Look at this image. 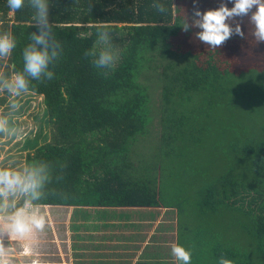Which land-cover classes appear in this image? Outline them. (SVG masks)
<instances>
[{
	"label": "trees",
	"instance_id": "16d2710c",
	"mask_svg": "<svg viewBox=\"0 0 264 264\" xmlns=\"http://www.w3.org/2000/svg\"><path fill=\"white\" fill-rule=\"evenodd\" d=\"M163 2L165 13L155 10L153 0H50L49 21L63 51L51 66L53 78L32 80L28 92L43 96L52 131L44 144L38 145L37 138L33 141L34 152L26 155L25 162L44 159L63 164L62 178L48 186L41 206L176 208L178 217L182 207L189 206L190 224L194 222L191 227L199 238L188 239V249L210 247L216 263L223 256L233 264H247L243 251L224 246V237L201 220L233 215L240 223L237 232L264 251V86L257 88L258 96L247 88H232L239 86L235 74L243 49L232 37L216 48L174 49L193 4ZM32 14L27 3L11 12L6 0H0V32H10L17 41L3 73L11 64L16 70L22 67V49L35 30ZM99 30L109 33L117 53L111 69H98L93 57L85 55L86 50L100 49ZM156 52L164 63L158 77L156 166L161 171L160 165L170 160L175 167H191L192 179L168 187L173 199L194 189L197 197L188 204H166L160 176L149 179L146 170L132 162V156L140 157L134 150L150 135L152 94L140 78ZM209 136L214 138L206 140ZM209 147L214 151L208 154L204 149ZM201 163L204 169L197 172L194 168ZM185 174L184 170L182 181ZM180 227L177 218L176 243L183 245ZM191 264L203 262L197 257Z\"/></svg>",
	"mask_w": 264,
	"mask_h": 264
},
{
	"label": "clouds",
	"instance_id": "9594fccd",
	"mask_svg": "<svg viewBox=\"0 0 264 264\" xmlns=\"http://www.w3.org/2000/svg\"><path fill=\"white\" fill-rule=\"evenodd\" d=\"M33 10L32 22L35 30L28 34V43L23 47L22 67L8 65L7 73L0 74V94L6 96V111L0 114V139L5 141L22 140L26 133L12 120V115L20 108L18 98L30 90L32 80H51L54 72L51 66L61 56L62 43L53 33L49 21L50 0H6L11 12L25 4ZM198 0H192L191 22L181 23L184 31L197 28L196 37L212 48L221 45L233 34L243 36L240 23L234 18L247 16L252 25L251 35L256 41L264 42V0H230L229 7L221 0L218 7L201 11L195 7ZM153 7L159 13L167 12L163 0H153ZM232 21V23H230ZM97 39L101 45L98 51H85L93 57L98 69H111L115 66L117 53L111 44L109 33L99 30ZM17 46L16 38L10 32H0V59L11 56ZM63 164L50 160L17 162V157L8 154L0 165V264H13L16 255L14 244L22 242V255L38 257L36 236L45 229L48 219L41 208V200L48 186L62 178ZM177 264H191V250L174 243L170 249ZM31 264H40L34 258ZM217 264H233L223 256Z\"/></svg>",
	"mask_w": 264,
	"mask_h": 264
},
{
	"label": "rangeland",
	"instance_id": "374dc122",
	"mask_svg": "<svg viewBox=\"0 0 264 264\" xmlns=\"http://www.w3.org/2000/svg\"><path fill=\"white\" fill-rule=\"evenodd\" d=\"M220 2L221 0H203L198 7L201 9V11H203L209 8L218 7ZM224 2L227 3L229 7L231 6L230 0H224ZM191 13L187 16L189 22H191ZM234 22L241 24L244 35L238 36L233 34L232 36H230L235 39L237 43L241 44V47L243 48L239 53L240 61L238 62V65L240 68L239 71L235 74L237 78H239V80L235 79V82H239V86H233L232 88H247L248 92L252 93L254 96H258L260 95V92L257 91V88H263L262 86H264V63H258V60H264V42L256 41L251 35L252 25L249 23L247 16L234 18ZM230 23H232V21H230ZM197 31H199V29L197 28H190L189 31H183L182 36L179 39L175 40L174 49H178L179 47L184 49L193 48L194 46L199 47L206 45L196 37L195 33ZM154 55L155 60L149 63V70L140 78V82H142L143 84H147L150 87V91L152 94L153 104L151 115L153 118L152 124L149 128L150 135L148 136V141H144L142 142V144L140 143L141 145L139 144V147L134 150L140 153V157L132 156V162L136 167H140L141 165L143 167V170H146H144V173L148 174L146 176L149 179L151 177H155L156 175L160 176V186L163 189V199L166 204H188V200H195L197 197L194 189H187V192L185 191L186 193L182 198L180 195L179 199H173L172 193H168V187L172 183H181V185H183L186 184L187 179H192L191 177L193 175H191L190 173L191 167L188 165L178 168L175 167L177 166L175 165V163L174 165L173 163L171 164L170 160H166L165 165H160L163 166L161 171L160 169L157 170L156 166L157 164H159V162L155 161V141L157 140V136L159 135L161 117V99L159 97L160 86H158V77L163 71L162 64L164 63L161 60V56L159 55V53L156 52L154 53ZM6 65L7 58L0 59V74H3ZM245 65H247L246 68H243V66ZM18 99L20 101V108L12 115L11 120L18 127L22 128L26 135L22 140H18L15 142L0 139V165L4 164L5 157L8 154L15 155L17 157V162H25L26 155L28 153L34 152L31 145H33V141L36 138L38 139V145H42L50 139L52 126L49 123L43 96L27 92ZM5 106L6 96L0 94V114H3L6 111ZM212 138H214V136H209L206 140H211ZM223 141H227V139ZM219 143V140L215 141L213 146L215 150L217 149ZM222 143L224 146H226L227 144V142ZM214 149L212 147H209L207 149H204V151L209 154L212 153ZM186 163H190V159H187ZM204 165V163H201L194 169L198 170L197 172H201L202 169H204ZM184 170L186 172L185 180L182 181L181 177L184 173ZM210 173L212 174V171ZM170 189L174 191V188L171 186ZM41 208L46 213L48 223L46 224L44 231L36 236L38 257L22 255V242H15L14 248L16 255L13 257V264H31V261L34 258H38L40 264H63L64 260L62 259H65V257L67 256L65 252L68 251L70 245L68 244V242H70V238H72L73 245L83 244V242H80L82 238L78 237L81 235L76 233V231L74 230L75 227L84 224L79 223L78 221H74V213L78 210H74L73 207L63 206H41ZM182 208L183 210L180 213L179 217L176 208L165 210L154 209L152 212H162V215L163 212H166L167 215H163V217L166 216V218L172 216L171 214H173V219H176V223L173 222L170 226L176 232L177 218L179 219L181 226L179 237L183 242V246L188 249V239H193L198 235L195 234L196 231H194L196 228L191 227L194 226V222L190 224L192 212L190 211L189 206H183ZM83 212L77 213L79 214ZM163 217L162 220H158V222L154 223L153 230L159 227L161 228L162 226H169L168 224L170 223L166 222V220L163 221ZM201 222L204 227L212 230L213 233L222 235L224 237V246H231L243 251L247 255V258H244V260H248L247 264H264V251H260L256 244H252L245 234L237 232V230H239L240 223L235 216L226 215L224 219H219V217L215 215V217H208V219H205L204 221L201 220ZM170 235L172 234L160 233V235L158 234V237L164 239ZM197 238H199V236ZM78 255L82 256L83 253H80ZM59 256L61 257V259L59 258ZM197 257L202 260L203 264H217L211 257L210 247H205L203 250L193 249L191 251V258L196 259Z\"/></svg>",
	"mask_w": 264,
	"mask_h": 264
},
{
	"label": "crops",
	"instance_id": "0c3cea01",
	"mask_svg": "<svg viewBox=\"0 0 264 264\" xmlns=\"http://www.w3.org/2000/svg\"><path fill=\"white\" fill-rule=\"evenodd\" d=\"M73 208L84 211L74 213V221L84 223L74 229L83 244L73 245L70 238L63 264H177L170 252L177 241V232L170 226L176 223L173 214L153 215L154 208ZM162 217L169 226L153 230ZM160 233L172 235L162 239Z\"/></svg>",
	"mask_w": 264,
	"mask_h": 264
}]
</instances>
